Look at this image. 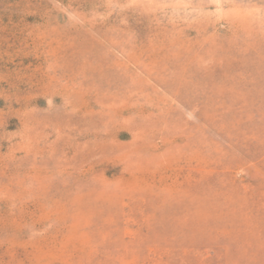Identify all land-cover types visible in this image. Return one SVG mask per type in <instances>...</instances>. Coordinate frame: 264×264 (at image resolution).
Returning a JSON list of instances; mask_svg holds the SVG:
<instances>
[{"label":"rangeland","instance_id":"374dc122","mask_svg":"<svg viewBox=\"0 0 264 264\" xmlns=\"http://www.w3.org/2000/svg\"><path fill=\"white\" fill-rule=\"evenodd\" d=\"M0 264H264V0H0Z\"/></svg>","mask_w":264,"mask_h":264}]
</instances>
